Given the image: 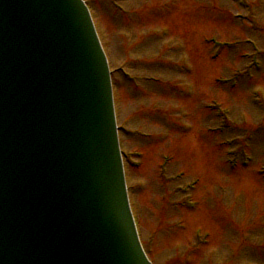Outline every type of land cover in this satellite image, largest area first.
Segmentation results:
<instances>
[{"label":"rangeland","instance_id":"obj_1","mask_svg":"<svg viewBox=\"0 0 264 264\" xmlns=\"http://www.w3.org/2000/svg\"><path fill=\"white\" fill-rule=\"evenodd\" d=\"M115 1L87 0L111 62L148 254L156 264H264V0H245L249 9L237 0ZM208 37L226 47L212 48ZM248 39L259 70L242 57L255 53ZM133 150L143 152L139 168L130 164ZM244 153L252 158L245 165ZM164 154L172 160L162 164ZM232 157L239 163L230 167ZM194 178L191 210L179 186ZM197 226L208 244L195 238Z\"/></svg>","mask_w":264,"mask_h":264},{"label":"water","instance_id":"obj_2","mask_svg":"<svg viewBox=\"0 0 264 264\" xmlns=\"http://www.w3.org/2000/svg\"><path fill=\"white\" fill-rule=\"evenodd\" d=\"M0 264H148L83 0H0Z\"/></svg>","mask_w":264,"mask_h":264},{"label":"bare ground","instance_id":"obj_3","mask_svg":"<svg viewBox=\"0 0 264 264\" xmlns=\"http://www.w3.org/2000/svg\"><path fill=\"white\" fill-rule=\"evenodd\" d=\"M195 209H197V207Z\"/></svg>","mask_w":264,"mask_h":264}]
</instances>
